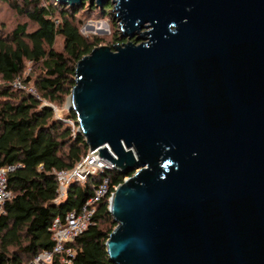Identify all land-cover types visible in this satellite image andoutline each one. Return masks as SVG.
<instances>
[{"label": "water", "instance_id": "95a60500", "mask_svg": "<svg viewBox=\"0 0 264 264\" xmlns=\"http://www.w3.org/2000/svg\"><path fill=\"white\" fill-rule=\"evenodd\" d=\"M95 2L138 43L83 57L66 103L89 151L129 175L110 261L264 264V0Z\"/></svg>", "mask_w": 264, "mask_h": 264}, {"label": "trees", "instance_id": "16d2710c", "mask_svg": "<svg viewBox=\"0 0 264 264\" xmlns=\"http://www.w3.org/2000/svg\"><path fill=\"white\" fill-rule=\"evenodd\" d=\"M55 2L0 0L34 26L20 24L11 32L0 28V80L4 83L0 85V169L15 168L7 183L13 198L0 215V264H28L41 252L51 251L50 228L56 217L80 209L104 177L110 178L114 192L129 176L118 170L106 172L85 185L73 184L66 199L56 202L54 172L73 169L89 147L77 133L76 114L66 112L57 118L50 105L62 107L67 102L76 84V64L97 44L82 35L78 8ZM81 8L101 9L110 16L114 5L90 7V0H84ZM59 38L62 52L55 49ZM27 63L42 66L35 80L30 76L23 80L25 85L33 84L36 94L12 86L22 79ZM116 227L107 198L97 206L92 225L69 245L75 252L70 264H113L106 242ZM52 264L62 263L56 257Z\"/></svg>", "mask_w": 264, "mask_h": 264}, {"label": "built area", "instance_id": "2783aa9c", "mask_svg": "<svg viewBox=\"0 0 264 264\" xmlns=\"http://www.w3.org/2000/svg\"><path fill=\"white\" fill-rule=\"evenodd\" d=\"M18 80L14 83L16 84ZM33 94H36V92ZM71 124L75 126L73 122ZM14 170V167L0 169V215L4 213L5 206L13 198L7 183L8 174ZM113 170H115L114 165L100 158L96 152L89 151L73 169L54 172L58 181L56 202L66 199L69 188L73 184L85 185L90 178L102 176ZM113 193L110 178L104 177L102 182L95 188L94 195L80 209L70 211L64 217H56L53 220L50 228L54 243L52 250L41 252L28 264H52L56 257L60 258L62 264H70L75 252L69 245L87 231L93 223L99 203L107 198L110 201Z\"/></svg>", "mask_w": 264, "mask_h": 264}, {"label": "rangeland", "instance_id": "374dc122", "mask_svg": "<svg viewBox=\"0 0 264 264\" xmlns=\"http://www.w3.org/2000/svg\"><path fill=\"white\" fill-rule=\"evenodd\" d=\"M43 5L54 3V0H40ZM56 3V2H55ZM57 5V3H56ZM94 5H97L95 2ZM79 10L78 21L81 26V33L84 35L90 42L97 44L98 46H108L114 48L116 46H122L124 43L132 41L136 44V38L132 40L122 39L120 23L115 18L114 13L111 11L109 16L107 13H104L101 9L99 11L92 12L90 9L83 10V8L77 7ZM28 24L29 29H33L34 26L28 23V20L15 12L6 4H0V28L5 29L7 32H11L20 24ZM116 45V46H115ZM55 49L59 52L63 51V39L59 38ZM42 74V66L34 65L31 63L26 64V69L22 76L21 80H18L17 83L12 84V86L18 90L35 92L33 84L25 85L23 80L29 76L32 80H35L38 76ZM4 83L0 80V85ZM67 103V102H66ZM66 103L62 107H57L56 105H50L54 109L57 118L66 116L68 112ZM49 105V104H48ZM73 130L75 126L71 125ZM78 130V129H77ZM128 178V177H127ZM126 178V179H127Z\"/></svg>", "mask_w": 264, "mask_h": 264}]
</instances>
